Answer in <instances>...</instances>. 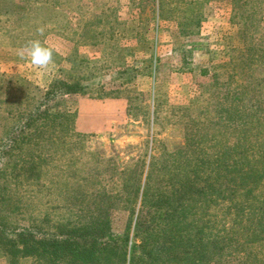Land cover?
<instances>
[{
	"label": "rangeland",
	"instance_id": "374dc122",
	"mask_svg": "<svg viewBox=\"0 0 264 264\" xmlns=\"http://www.w3.org/2000/svg\"><path fill=\"white\" fill-rule=\"evenodd\" d=\"M236 2L0 0V136L18 112L48 114L31 120L36 134L17 123L21 132L0 152L3 220L35 222L44 240L70 230L79 242L91 219L100 243L131 223L129 250L134 219L116 200L124 170L137 160L148 164L150 155L195 148L191 142L214 159L215 136L235 144L246 132L249 148L264 145V61L256 43L264 45V0L233 9ZM37 39L54 50L46 68L17 55ZM47 89L54 91L48 98ZM6 112L13 113L3 121ZM208 216L213 233L215 203ZM88 244L73 264H106L102 244L93 253ZM134 262L151 264L147 257Z\"/></svg>",
	"mask_w": 264,
	"mask_h": 264
},
{
	"label": "trees",
	"instance_id": "16d2710c",
	"mask_svg": "<svg viewBox=\"0 0 264 264\" xmlns=\"http://www.w3.org/2000/svg\"><path fill=\"white\" fill-rule=\"evenodd\" d=\"M235 2L233 9L246 4L247 0ZM256 43L261 51L259 58L264 61V45ZM18 80L16 78L15 82ZM13 82L11 80L9 85ZM53 93L47 89L45 96L48 98ZM11 113H3V121ZM41 116L46 118L48 114L18 112L13 124H3L0 152L9 142H14L11 133L21 132L17 123H25V128L31 126L36 134L39 124L35 126L31 120L35 118L37 122ZM196 127L194 124L195 134ZM245 134L242 132L235 144L225 138L218 141L215 136L214 159L209 160L196 146L198 143L191 142L195 148H184V145L179 149L180 146L166 157L159 153L157 159L150 155L148 164L137 160L132 170H124L123 173L127 172L124 173L126 189L123 188L124 193L116 200L122 201L134 219L129 250L131 223L119 238L108 236L100 243L98 236H102L97 230H91L95 224L89 219L82 226L84 230L76 234L80 241L86 240L79 244L70 230H60L44 240L46 236L35 222L11 224L0 215V256L5 264H21L26 257L32 258V264H38L37 259L43 255L45 264H73L82 258V247L89 243L93 253L99 243L102 244L99 253L104 254L106 264H136V257H147L151 264H264V145L249 148L244 141ZM155 141L153 138L152 145ZM258 153L260 155L254 159ZM130 175L133 177H128ZM106 200L109 205L114 203L113 196L107 195ZM214 203L215 231L211 233L208 209ZM89 217L93 218L91 214ZM66 248L56 258L50 254L55 249Z\"/></svg>",
	"mask_w": 264,
	"mask_h": 264
},
{
	"label": "clouds",
	"instance_id": "9594fccd",
	"mask_svg": "<svg viewBox=\"0 0 264 264\" xmlns=\"http://www.w3.org/2000/svg\"><path fill=\"white\" fill-rule=\"evenodd\" d=\"M44 30L43 26L37 28V32L40 34H43ZM17 55L28 60L35 67L46 68L53 62L54 50L37 39L22 46Z\"/></svg>",
	"mask_w": 264,
	"mask_h": 264
}]
</instances>
